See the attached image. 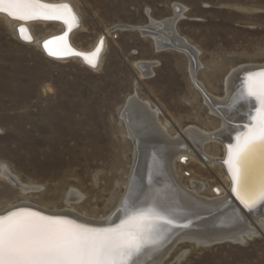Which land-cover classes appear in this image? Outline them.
<instances>
[{
  "label": "rangeland",
  "instance_id": "374dc122",
  "mask_svg": "<svg viewBox=\"0 0 264 264\" xmlns=\"http://www.w3.org/2000/svg\"><path fill=\"white\" fill-rule=\"evenodd\" d=\"M69 1L81 16L82 29L73 36L78 47L90 49L98 38L108 39L96 72L78 60L49 59L38 45L22 43L13 24L0 17V169L6 166L31 187L25 194L0 176V212L25 203L51 212L71 208L91 220L111 216L127 192L134 164L135 144L122 111L135 94L159 109L171 138L180 137L189 147L188 165L176 161L182 185L203 186L200 195L208 199L225 196L218 189L228 190L219 163L223 145L208 142L201 152L185 134L190 127L213 135L222 128L193 84L189 57L158 51L150 37L117 27L171 18L174 5H183L186 11L176 28L199 51L195 78L222 100L233 70L264 65V0ZM32 29L40 39L62 30L56 24H34ZM149 62L156 63L154 75L142 77L137 64ZM213 158L218 162L211 166ZM75 190L82 200L68 202ZM246 217L258 234L244 243L185 241L156 264H264V220L259 224L249 211Z\"/></svg>",
  "mask_w": 264,
  "mask_h": 264
},
{
  "label": "bare ground",
  "instance_id": "6f19581e",
  "mask_svg": "<svg viewBox=\"0 0 264 264\" xmlns=\"http://www.w3.org/2000/svg\"><path fill=\"white\" fill-rule=\"evenodd\" d=\"M41 2L69 5L72 14L77 19V23L72 24L71 30L69 31L68 26L60 20H34L25 22L12 19L6 13H0V17L5 18L13 24L16 36L22 43L26 45H38L49 59L57 62L78 60L89 70L94 72L98 71L102 67L103 58L109 46L106 36L105 38H98L94 46L90 49L78 47L73 41V36L82 29L81 16L78 9L69 0H41ZM174 11L175 15L171 18L155 20L150 17V22L146 25L127 27L140 32L143 36L150 37L154 41L158 51L174 50L185 53L189 57V71L193 84L203 95L211 111L217 114L222 120V128L216 135L206 134L192 127L184 131L191 139L194 147L198 148L201 152L204 145L208 142L216 141L223 145L224 155L219 163L221 169L223 168L225 171L228 190L224 192L222 187H218V189L221 192H219L220 195L224 194L225 196L218 197V195V198L208 199L200 195L204 189L203 186L193 183L192 188L188 189L182 185L176 171V161L178 160L180 164L185 163V165H188L191 155V151L188 149L189 147H186L180 137L171 138L168 135L166 126L160 122L159 109H153L150 102L140 100L138 95L135 94L128 99L122 111V119L125 124L126 133L135 144L134 164L131 170L127 192L121 205L111 216L105 220H91L85 218V216L75 214L77 212L73 213L70 211L72 210L71 208L70 210L64 209L62 211L51 212L45 208L41 209L25 203L0 212V215H5L9 211L18 208H28L39 211L49 217L68 218L72 222L69 220L67 222L69 221L73 224L74 221L77 225L85 228L102 229L121 223L128 216L133 215V213H140L149 208L161 211L171 223L161 226L162 230L157 233V243L144 248L138 256L134 257L131 264H156L162 262L178 244L185 241L196 242L202 246H210L214 242L222 243L227 241L244 243L245 238L251 239L258 234L246 217L245 209L234 203L236 202L234 197L241 203L242 201L233 191L235 185L228 159L229 149L234 148L237 137L247 131V127L250 125L251 117L255 115L257 106V102L254 99H245L241 96L245 86V80L249 75L264 71V65L241 66L233 70L225 81V98L222 100L216 99L195 78V67L199 69L201 66L198 61L199 51L192 47L185 38L181 37L176 28L177 22L184 17L186 8L177 3L174 5ZM34 24H56L62 30L40 39L32 29ZM22 25L28 29L31 38H34L32 43L21 39L18 27ZM117 29L126 30L119 26ZM64 30L71 32L68 38L69 43L66 40L69 48L73 52L80 53L81 55L65 54L64 58L58 59L55 56H49L47 54L43 47L46 40L61 35ZM142 30H148V32H142ZM26 35H28L27 32ZM101 39L103 43L101 45L100 42L99 46L98 44ZM51 47L55 48L56 46L53 45ZM98 47H100V52L96 60V67L93 68L86 62L84 57L89 56ZM155 66L156 63L154 62L137 64L142 77L152 76ZM38 149L40 148L38 147ZM183 159H187V161L182 162ZM217 162L218 160L215 158L209 159L211 166ZM0 170L2 171L0 176L12 182L23 193L26 194L31 190L30 186L28 187L20 183L19 179L14 177L6 166L2 165ZM249 177L254 191L258 192L264 189V148L257 149L251 158ZM68 197V202L78 203L82 200V195L76 192V190L70 192ZM230 200L231 205L226 206L225 204H228ZM232 204L235 205L233 208H231ZM242 205L248 209L243 203ZM222 207L224 210L214 217L202 218ZM263 209L264 203L259 204L249 211L259 224H262L264 220L261 218L263 216Z\"/></svg>",
  "mask_w": 264,
  "mask_h": 264
},
{
  "label": "snow or ice",
  "instance_id": "6c2138e0",
  "mask_svg": "<svg viewBox=\"0 0 264 264\" xmlns=\"http://www.w3.org/2000/svg\"><path fill=\"white\" fill-rule=\"evenodd\" d=\"M0 13L25 22L60 20L69 31L77 23L68 5H48L41 0H0ZM26 31L23 27L18 29L21 39L30 43L31 36L25 35ZM66 40L67 34L46 41L43 47L49 56L58 59L65 54L81 55L73 52ZM99 52L100 47L84 57L93 68ZM241 96L254 99L257 106L247 131L229 149L228 163L235 185L233 191L251 210L264 203V189L254 191L249 177L251 158L257 149L264 148V71L246 78ZM170 223L154 208L105 229H89L33 212H10L0 215V264H131L144 248L157 243L161 226Z\"/></svg>",
  "mask_w": 264,
  "mask_h": 264
},
{
  "label": "water",
  "instance_id": "95a60500",
  "mask_svg": "<svg viewBox=\"0 0 264 264\" xmlns=\"http://www.w3.org/2000/svg\"><path fill=\"white\" fill-rule=\"evenodd\" d=\"M43 3V2H42ZM45 4H47V3H45ZM48 5H67V4H48ZM69 6V5H68ZM70 7V6H69ZM54 21H56V20H54ZM21 27H23V28H25V26L24 25H22V26H19L18 27V29L19 28H21ZM119 27H122V28H124V29H126V30H132V28H130V27H127V26H119ZM26 29V28H25ZM27 31V34L28 35H30L29 34V31H28V29H26ZM26 32H25V35H26ZM142 32H148V30H142ZM70 33L71 32H68L67 30H64V32L61 34V35H58V36H56V37H52V38H50V39H48V40H46V41H49V40H53V39H56V38H58V37H60V36H64L65 34H67V43H69L68 42V38H69V36H70ZM21 36V35H20ZM102 41V39L99 41V46H100V42ZM96 51V49L91 53V54H93L94 52ZM234 145V144H233ZM232 145V146H233ZM187 161V159L186 160H184L183 159V161L182 162H186ZM217 192V191H216ZM235 199H236V202H234L237 206H241V207H243V209H245V211L246 212H248V211H251V210H249V209H246L243 205H242V203L236 198V197H234ZM230 202H231V200L229 201V203L228 204H225L226 206H229V205H231L230 204ZM240 204H238V203ZM259 204H262V203H258L257 204V206L259 205ZM233 206H235L234 204H232V206H231V208H233ZM255 208V207H254ZM224 209H223V207L222 208H219L218 210H216V211H214V212H211V214H208L207 216H203L202 218L203 219H206V218H211V217H214L215 215H217L218 213H220L221 211H223ZM15 211H23V212H33V213H37V214H39V215H42V216H45V217H47V218H50V219H57V220H63V221H67V220H69V221H71L70 219H68V218H65V217H49L48 215H45V214H43V213H41V212H39V211H35L34 209H28V208H18V209H15V210H12V211H9L8 213H10V212H15ZM8 213H6L5 215H7ZM133 214H138V212L137 213H133ZM130 216H128V218H129ZM127 219V218H126ZM125 220V219H124ZM123 220V221H124ZM200 220H202V219H200ZM68 221V222H69ZM72 222V221H71ZM73 224H76V222H74L73 221ZM118 224H120V223H118ZM118 224H116V225H113V226H109V227H106V228H112V227H116ZM77 225V224H76ZM102 229H105V228H102ZM217 243H219V242H214V243H211L210 245H214V244H217Z\"/></svg>",
  "mask_w": 264,
  "mask_h": 264
}]
</instances>
